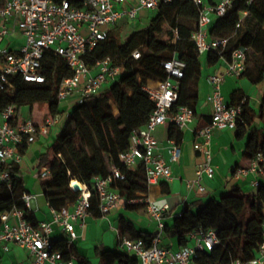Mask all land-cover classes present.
Listing matches in <instances>:
<instances>
[{"label": "trees", "instance_id": "trees-1", "mask_svg": "<svg viewBox=\"0 0 264 264\" xmlns=\"http://www.w3.org/2000/svg\"><path fill=\"white\" fill-rule=\"evenodd\" d=\"M241 10L247 13L236 28ZM198 17L199 8L192 0H172L170 4L160 6L145 27L132 31L138 44V58L134 59L132 53L129 56L123 53V47L127 45V42L121 41L125 22L115 24L108 37L85 56L89 69L108 57L113 65L120 67V74L99 95L86 97L82 104L72 107L61 125L53 147V158L50 153L40 156L38 167L50 162V179L41 185L42 195L50 207L56 210L71 207L79 192H73L70 181L78 180L91 188L93 178L109 175L112 165L124 174V179L117 184L124 198L148 193L151 186L146 183L143 165L138 164L135 169L128 170L121 164L119 154L129 147L132 132L145 125L154 108L144 86L166 78L163 61L177 57L185 62L175 106H189L194 113L199 101L198 82L203 55L207 65L214 66L220 60L229 61L235 49L247 47L245 69L238 77L264 88V0H251L248 4L244 0H233L226 13L215 17L209 24L210 37L228 38V44L221 54L198 52L191 38L197 28ZM163 25L168 27L166 40L159 39L155 33ZM43 69L47 71L44 82H27L17 76L12 77V88L0 91V112L9 103L15 105L17 112L22 106L31 109L36 103H46L48 116L59 115L57 95L60 82L71 75V70L65 60L52 51L46 52ZM228 104L240 106L242 110V121L236 124V136H246L244 156L249 160L257 153L264 156V95L258 111L249 105V98L241 89H234L230 93ZM256 118L262 123L261 128L254 126ZM208 119L203 126L210 122V117ZM181 136V130L170 124L169 138L179 144ZM26 149L27 146L23 147L21 153L24 154ZM10 171L12 174L19 173L18 166ZM12 176L10 189L0 183V214L20 210L22 218L35 226L38 221L34 211L22 201L23 193L29 192L24 179L20 175ZM160 186L162 193L169 192L165 182H160ZM91 203L92 215L100 216L98 197L94 193ZM139 206L143 205H127L129 208ZM263 223L264 181H259L253 193L239 196L222 194L220 197L200 198L186 203L180 215L173 217L172 226L165 224V229L177 238L179 247L188 246L194 232L214 230L219 244L212 250L198 251L197 263L231 264L236 259L247 261L257 256L263 240ZM119 233L130 238H142L146 244L155 235L137 231L134 224L123 217L119 219ZM57 244L64 260L75 255L73 245L67 248L63 241ZM95 250L101 258L99 264L137 262L134 256L118 250L103 247H96ZM77 263L89 264L83 258H78Z\"/></svg>", "mask_w": 264, "mask_h": 264}, {"label": "built area", "instance_id": "built-area-1", "mask_svg": "<svg viewBox=\"0 0 264 264\" xmlns=\"http://www.w3.org/2000/svg\"><path fill=\"white\" fill-rule=\"evenodd\" d=\"M192 1L199 8L197 28L191 35L198 52L202 54L213 51L221 54L228 44V38L210 37L208 26L213 17L226 13L233 0ZM244 1L246 4L251 2ZM171 2L172 0H0V91L11 89V78L15 76L27 82H44L47 79V71L43 69L45 54L52 51L62 57L71 70V75L60 82L57 95L59 103L73 97L75 104H82L86 97L99 95L105 85L116 80L120 74V67L113 65L108 57L96 63L92 68L96 72L92 74L86 65L85 56L108 37L115 24L122 20L131 22L138 18L141 10L156 12L160 6ZM246 13V10L240 11L236 28L241 25ZM9 25L15 26L23 36L22 43L15 49L1 46V42L11 32ZM248 50L247 47L235 49L230 60L226 61L225 69L207 77L211 86V92L207 96L211 116L207 125L196 130L201 141L195 142L194 148L201 155L202 162L196 170V178L190 182L197 186L199 192L204 191L200 183L202 177L214 176L209 149L213 130L235 128L237 122L242 121L240 106L226 103L221 84L225 76L238 77L243 72ZM131 55L136 59L140 53L136 50ZM162 66L166 78L144 86L154 108L144 127L132 132L129 147L119 154L121 164L128 170L135 169L138 164L143 165L148 186L169 182L172 178L170 165L157 153L159 144L153 133L155 128L173 124L181 129L190 124L195 116L191 107L175 106L185 62L171 57L163 61ZM58 121V115L47 116L41 124H36L30 117H19V112L12 103L3 108L0 112L1 184L9 189L12 187V175L17 176L19 173L12 174L10 169L19 166L23 156L21 149L38 136L46 135L48 128ZM168 151L171 162H177L181 156V148L174 139L169 140ZM263 161V154L257 153L251 159L248 169L238 168L237 173L244 174L248 170L257 172ZM38 175L40 178L50 177V167H42ZM122 179V171L112 165L109 175L93 178L91 188L84 184L87 193L79 191L77 200L71 207L60 210L52 208V220L38 221L35 226L22 218L20 210L1 213L2 247L7 250L8 243H13L25 248L28 258L22 264H78V258L74 255L69 260L63 259L62 251L51 234L54 227L58 226L64 235L63 243L69 248L78 237L75 225L79 223L84 226L85 218L92 214L90 208L93 193L98 197L100 215L108 214L118 205H143L149 218L156 223L157 232L149 244L142 238H130L118 232L119 246L134 254L136 264H198V251L212 250L219 244L215 231L210 229L192 233L194 244L190 246L172 249L160 245V236L165 228L164 219L170 211L168 201L165 196L150 199L147 194L140 193L124 198L117 189V184ZM254 184L259 185V182L255 181ZM22 201L31 208L36 196L25 192ZM10 216L16 217L15 223H9ZM262 226L263 240L257 256L247 261L236 259L231 264H264V223Z\"/></svg>", "mask_w": 264, "mask_h": 264}, {"label": "crops", "instance_id": "crops-1", "mask_svg": "<svg viewBox=\"0 0 264 264\" xmlns=\"http://www.w3.org/2000/svg\"><path fill=\"white\" fill-rule=\"evenodd\" d=\"M9 28L11 32L1 42V46L3 48L15 49L22 43L23 36L15 28V26L9 25ZM201 62V78L198 82L199 101L193 121L180 129L182 132V136L179 141L181 156L177 162H171L168 151L170 124L157 126L153 132L159 144L157 153L167 164L170 165L172 178L169 182H165L169 188L168 193H162L159 183L151 186L147 195L150 199L165 196L170 205V211L165 217L164 222L169 227H171L169 222L172 221L176 214L181 213L186 203H190L200 198L205 200V198L218 197L222 194H235L239 196L253 193L257 188V185H255L254 182L264 181V161L260 164V169L257 172L248 170L244 174L237 173L238 168H244L247 170L250 166L251 160L247 159L243 154L246 144V136L243 134L238 138L236 136L237 127H235L213 130L210 138L209 149L211 152V165L214 168V176L213 178H208L205 175L202 177L200 183L204 187L203 192H199L196 185L190 184V182L196 178V170L202 162L201 155L194 148V143L201 141V138L196 135V130L198 127H202L206 122H208V118L211 116V105L207 101V96L211 92V86L207 77L210 74L223 71L226 66L225 60H220L219 63L214 66H208L205 61V57L202 58ZM95 72V68L91 69L92 74ZM153 83L154 82H149L148 84ZM259 87L262 86L253 85L246 78L227 75L221 84V91L226 103H228L229 95L234 89H241L245 95L248 96L249 105L250 96L251 98L252 96L255 99L257 98L258 103L260 104L261 100H259V98L260 96L263 97L264 92L262 95L261 92L264 88L262 87L260 89ZM74 105L75 99L73 97L62 100L58 107V110L61 112L58 115L59 121L48 128V133L46 135L38 136L35 141L27 146V149L25 150L22 160L18 166L19 175L24 179V182L25 171L27 168L29 169V165L27 164L29 160L31 162L30 166L33 168H38L40 170L45 166L50 167V162H45L41 165V167H38L39 159L42 154L50 153L51 159L54 155L53 150L49 152L47 147H42L43 143L56 125L63 124L61 123L60 118L63 116L66 120L67 115ZM32 108H29V110L31 111ZM47 116L48 105L42 119L37 121L32 120L36 124H41ZM259 123L261 128L262 123ZM143 127L144 125L142 128ZM25 187L27 188L26 185ZM27 190L29 193L36 196V201L30 208L34 211L36 220H52V207L49 206V203L44 198H41V191L40 193H37L32 192L28 188ZM121 217L131 221L137 231H144L151 235L156 234L157 232V225L149 218L144 206L129 208L124 205H118L106 215L94 216L91 214L87 216L85 218L84 226H81L79 223L75 225L78 237L71 244V246L73 245L72 250L75 254L74 257L83 258L89 264H99L100 261L97 262V258L99 256L96 253V247H103L108 250H118L134 256L133 253L126 251L118 244L117 235L119 232V219ZM15 222L16 217L10 216L9 223ZM165 228L160 236V245L167 246L172 249L180 248L177 243V238L172 236L170 231H167ZM51 237L55 242L59 243L63 241L64 235L61 229L58 226H55ZM193 244L194 240L192 239L189 246ZM27 258L28 252L25 248L13 243H8V249L5 250L0 243V264H22L27 261Z\"/></svg>", "mask_w": 264, "mask_h": 264}, {"label": "rangeland", "instance_id": "rangeland-1", "mask_svg": "<svg viewBox=\"0 0 264 264\" xmlns=\"http://www.w3.org/2000/svg\"><path fill=\"white\" fill-rule=\"evenodd\" d=\"M155 16V11H150L147 9H143L139 12V16L137 19L131 21V22H126V20H122L119 23H126L124 30L122 32V36H121V41L122 43H126L127 45H124L123 47V53L126 56H129V54H131L132 52L138 50V44L137 41L135 39V37L132 35V31L135 29H140L143 28L147 25V23L150 21L151 18H153ZM215 18V17H213ZM168 27L166 25L161 26L158 30H156V36L161 39V40H166L168 39V33H167ZM204 55L201 57L203 58ZM260 89L262 87H259ZM264 92V89H262L261 95ZM262 99V96H260L259 100ZM250 105L251 107H253L256 111H258L259 109V103L257 98H251L250 96ZM47 108V104L46 103H36L33 105L32 110H29V106H22L20 108V112H19V117H30L31 119H33L34 121L40 120L43 118L44 113L46 111ZM59 118V116H58ZM65 120V118H60L61 123H63V121ZM254 126L256 127H260V123L258 118H256L254 120ZM61 129V124L60 125H56L52 131L49 133L48 137H46V140L43 143L42 147H47L49 152H51L53 150V147L57 141V137L58 134L60 132ZM30 160L28 161V165H29V169L27 168V170L25 171V185L27 186L28 189H30L32 192H37V193H42V184L46 183L49 181V177L48 178H40L38 175V168H33L31 167L30 164ZM220 197V196H218ZM41 198L43 199V195H41ZM208 198H206L207 200ZM178 215V214H176ZM169 225L172 226V221L169 222ZM111 229V228H110ZM97 262L100 261V258H97Z\"/></svg>", "mask_w": 264, "mask_h": 264}, {"label": "bare ground", "instance_id": "bare-ground-1", "mask_svg": "<svg viewBox=\"0 0 264 264\" xmlns=\"http://www.w3.org/2000/svg\"><path fill=\"white\" fill-rule=\"evenodd\" d=\"M76 185H79V187L81 188V190L84 193H87L84 184L79 183L77 180H71L70 181V186L75 190Z\"/></svg>", "mask_w": 264, "mask_h": 264}, {"label": "water", "instance_id": "water-1", "mask_svg": "<svg viewBox=\"0 0 264 264\" xmlns=\"http://www.w3.org/2000/svg\"><path fill=\"white\" fill-rule=\"evenodd\" d=\"M78 181V180H77ZM79 182V181H78ZM80 183V182H79ZM79 192V191H81V188L79 187V185H76V187H75V192Z\"/></svg>", "mask_w": 264, "mask_h": 264}]
</instances>
